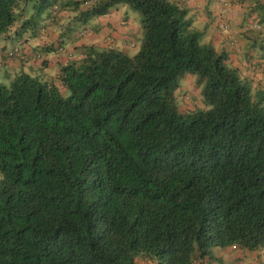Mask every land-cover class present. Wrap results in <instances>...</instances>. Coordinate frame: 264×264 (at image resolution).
I'll use <instances>...</instances> for the list:
<instances>
[{
	"label": "trees",
	"instance_id": "trees-1",
	"mask_svg": "<svg viewBox=\"0 0 264 264\" xmlns=\"http://www.w3.org/2000/svg\"><path fill=\"white\" fill-rule=\"evenodd\" d=\"M30 2L0 0V35L37 33L44 14L54 22L67 9L86 27L129 4L144 37L135 55L82 47L48 79L22 70L0 85V264H222L216 249L264 253V91L253 95L225 53L201 45L206 31L170 0H35L27 17ZM252 7L245 34L264 29ZM62 42L35 55L4 48L0 59L35 57L43 73L40 52L61 55ZM187 73L205 82L210 109L180 112Z\"/></svg>",
	"mask_w": 264,
	"mask_h": 264
},
{
	"label": "crops",
	"instance_id": "crops-1",
	"mask_svg": "<svg viewBox=\"0 0 264 264\" xmlns=\"http://www.w3.org/2000/svg\"><path fill=\"white\" fill-rule=\"evenodd\" d=\"M226 3L224 7L226 8L225 11L222 13L221 16H225L226 18H230V22H225L224 17H218L219 13H216V16L214 18H211V16L206 14L205 20L206 24L214 25L216 28L217 20L223 21L228 25L229 28V34L232 36L234 40H239L241 43V60H242V76L246 79L251 80L254 84H256L257 87L261 88V86L264 85V45L261 41V33L264 31L261 30L260 32H253L249 34L243 33V29L246 26L247 23L252 19L256 17V13L254 12L252 15H249V10H251L253 7H249L248 5H252L255 7V10L262 7L264 5L260 0V4L258 3V0L254 2L252 0L251 2L247 3V6L245 5L243 8L240 5H233L230 0H225ZM201 2L205 3V0H201ZM200 2V3H201ZM233 5V6H232ZM260 6V7H259ZM251 8V9H250ZM203 9V8H202ZM238 9L240 13H236L235 10ZM204 14V13H203ZM99 19V20H98ZM97 21L93 23H88L86 27H80V35L83 38L84 36H87V40L85 43H77L74 45L75 42L72 43L73 39L71 38L70 43L73 45V47H76L77 49H73V47L66 48L65 52L62 53L60 56L59 54H54L51 57V60L48 61V68L45 67L46 70L43 71V73H46L51 69L52 66H56L57 62L59 61L62 64H65L70 59H74L78 53H81L82 47H92L96 49H106L110 48L111 46H114L115 49L126 52L127 48L130 46H136L134 42L131 40V35L134 33V27L132 26V22H130V18L128 16V12L124 11V13H121L119 9L113 10L109 16H103L101 18H98ZM60 20V19H59ZM57 21H50L47 22L46 19V25H38V32L32 33L31 36L28 35L27 32L23 33V35L26 37L24 40L18 41L16 39L15 42H13L12 49L14 46L21 44V46L25 49V52L30 53L31 55L34 53H37L40 47L50 45L54 39H57L59 33L58 31L52 30V24L59 22ZM37 29V28H36ZM217 29V28H216ZM238 30V32H237ZM43 31V32H40ZM207 37L214 42V44H218L220 46H225L227 43H229L227 36L224 33H221L218 29L217 32H214L213 30H207ZM64 37L63 32L62 36L60 38ZM9 37H5L4 40L8 41L10 40ZM31 39H34L32 42ZM4 41V43H5ZM36 41L39 42V44H36ZM64 42V41H63ZM3 43L1 46V50L4 48H7L6 45ZM57 43V42H56ZM60 44V43H59ZM250 45L251 49L249 51H245L244 49L247 48V46ZM259 47L260 50H262L261 54L256 53V49ZM243 49V51H242ZM233 50V49H232ZM234 51V50H233ZM29 55V54H28ZM35 55V54H34ZM80 55V54H79ZM240 55V54H239ZM233 57L237 59V62H239L238 59L234 54ZM35 59V57L33 58ZM31 60V59H30ZM26 61L24 63H17L16 61H6L4 63L5 66L7 65H14L15 67H19L24 72H33L35 73L37 70L41 71V66L39 62H35L34 64L30 65L29 61ZM37 60V59H35ZM240 60V61H241ZM254 62L256 65H253ZM253 65V66H252ZM57 70V68H56ZM57 72V71H56ZM54 73V72H53ZM262 91V90H261ZM215 255L219 259V261L222 260V264H264V253H242L239 252H233L230 249L226 250H215ZM223 255H228L223 256ZM227 258V262L225 263L223 261V258ZM234 260V261H233ZM217 264V263H214Z\"/></svg>",
	"mask_w": 264,
	"mask_h": 264
},
{
	"label": "rangeland",
	"instance_id": "rangeland-1",
	"mask_svg": "<svg viewBox=\"0 0 264 264\" xmlns=\"http://www.w3.org/2000/svg\"><path fill=\"white\" fill-rule=\"evenodd\" d=\"M33 2H30V4L28 5L27 8V17H31L32 15H34L35 10L32 8V5L34 4ZM172 3L177 4L180 9L186 10L187 12V19H192V27L191 29L194 31H197L199 33L205 32L207 30H213L214 32H217V29L215 28L214 25L211 24H206L205 20V16L206 14L211 16V18H214L216 16L215 12L219 13V18L220 17H224L225 18V22H230V18H226L225 16H221L222 13L225 11V7H224V3H220L216 0H206L205 3L201 2V0H170ZM252 0H250L251 2ZM257 0H254V2H256ZM201 2V3H200ZM264 4V1H261ZM91 4V3H90ZM90 4L85 5L84 7H88ZM249 7H252V5H248ZM209 8L207 10L206 14H203L202 8ZM118 9L120 10L121 13H124V11L128 12V16L130 18V22H132V26L134 27V33L131 35L132 37V41L134 42V44L136 46H130L127 48V51L124 52L126 55H130L132 56L133 54L135 55L139 48L140 45L142 43L143 37H144V32L142 29V24H141V15L139 12H137L135 9L131 8L129 4L126 5H122L120 7H118ZM115 10V9H114ZM256 11H258V14H260V16H264V5H262V7L258 8ZM236 13H240L238 11V9L235 10ZM252 14V13H251ZM60 15V20L57 23L52 24V30L54 31H58L59 35L57 36V39H54V48H56L57 46V41L58 43L61 44V40H63L64 42V46L65 48H70L73 45L70 43L72 36L76 37V41L74 43H85L87 40V36H84L83 38L80 36V27L81 25L79 23H76L73 21L76 13L72 12V11H68L64 10L61 11V13H59ZM45 14L41 17V19L37 20L38 25H46V18H45ZM109 16V14L107 15ZM99 20V19H98ZM97 21V20H95ZM95 21H90V23H93ZM48 22V20H47ZM208 25V26H207ZM37 27V31L38 28ZM229 30V29H228ZM63 32L64 37H61V34ZM238 32V30H237ZM14 33V29L12 31H9L6 34L0 35V48L4 43V36L9 35L11 38L8 41H5V45L7 48H11L13 45V42H15V40L13 38H15L14 36H12ZM27 33L29 36L32 35L33 31L31 29L27 30ZM223 33V32H221ZM229 33V32H225V35ZM60 36V37H59ZM26 37L23 35L22 37H19L18 41L24 40ZM31 41L33 42L34 39H31ZM261 41L262 44L264 45V31L261 33ZM237 44L235 46H231L229 43H227L225 46H220V45H216L214 44L213 41H211L208 37H207V33L202 35V38L200 40L201 45L202 44H210V46L217 52V53H225L228 56V66L230 67H236L241 71V75H242V60H241V45L239 43H241L239 40H237ZM36 44H39V42L36 41ZM42 47H45L44 45ZM111 48H114V46H111ZM234 51H233V50ZM251 49V46L248 45L247 48H245V51H249ZM243 51V49H242ZM256 53L257 54H261L262 50L259 49V47H257L256 49ZM40 54H42V60H51V57L55 54V52H53V50L51 52H40ZM233 54L240 60H238L239 62H237V59L233 57ZM240 54V55H239ZM60 56V55H59ZM35 62H37L35 59H31L29 61V63H31L30 65L34 64ZM56 68H58V66H52L51 69L49 71H47L46 73H42L40 71H38L37 73H33L31 71L27 72L30 73L31 75H33L34 77H40L44 79H48L50 76H52L53 72L56 71ZM21 68L19 67H15L14 65L10 64L5 66L4 63L1 61L0 59V85L2 86H9V83L11 81V79H13L17 74L21 73ZM244 78V77H243ZM205 82L203 83H199L198 82V76L194 75L192 73H187L186 76L184 78H182L180 80V84H179V88L177 89V91L174 94L175 97V103L178 106L179 110H181L180 112H188V111H194V110H204V109H210L209 105H206L205 102H203V96H202V89L204 86ZM252 92L253 95L255 94L256 96V92H258L259 90H263L264 91V85L261 86V88L257 87L256 89V84H253L252 82ZM223 256H228V255H223ZM224 257L223 261L226 263L227 262V258Z\"/></svg>",
	"mask_w": 264,
	"mask_h": 264
},
{
	"label": "clouds",
	"instance_id": "clouds-1",
	"mask_svg": "<svg viewBox=\"0 0 264 264\" xmlns=\"http://www.w3.org/2000/svg\"><path fill=\"white\" fill-rule=\"evenodd\" d=\"M59 13H61V11L59 12ZM60 16V15H59ZM51 21H53V17L51 18ZM229 28L228 27H226L225 28V30L227 31ZM260 30V28L258 29V31ZM41 32H43V31H41ZM40 32V33H41ZM228 34V33H227ZM226 34V35H227ZM23 36V35H22ZM21 36V37H22ZM19 37H15L14 39H18ZM228 41H229V44L231 45V46H235L238 42H237V40H234L233 38H232V36L229 34V36H228ZM1 50V49H0ZM20 50H22V51H24V53H25V49L21 46V44H18V45H16V46H14L12 49H8V48H5V53L6 54H11L12 55V53L13 52H19ZM2 51V50H1ZM11 55H9V56H11ZM38 60V59H37Z\"/></svg>",
	"mask_w": 264,
	"mask_h": 264
},
{
	"label": "built area",
	"instance_id": "built-area-1",
	"mask_svg": "<svg viewBox=\"0 0 264 264\" xmlns=\"http://www.w3.org/2000/svg\"><path fill=\"white\" fill-rule=\"evenodd\" d=\"M259 28H260V26L257 25V29H259ZM9 55H11V54H9Z\"/></svg>",
	"mask_w": 264,
	"mask_h": 264
}]
</instances>
